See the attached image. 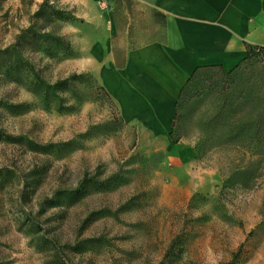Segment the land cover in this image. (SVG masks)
I'll use <instances>...</instances> for the list:
<instances>
[{
  "label": "rangeland",
  "instance_id": "obj_1",
  "mask_svg": "<svg viewBox=\"0 0 264 264\" xmlns=\"http://www.w3.org/2000/svg\"><path fill=\"white\" fill-rule=\"evenodd\" d=\"M42 1L0 0V48L29 26L61 36L68 52L21 51L46 82L72 79L55 98L0 69V264H264V50L192 80L170 133L191 154L169 157L80 53L92 6L119 52L159 38L163 18L139 0H46L60 15L35 17Z\"/></svg>",
  "mask_w": 264,
  "mask_h": 264
},
{
  "label": "crops",
  "instance_id": "obj_2",
  "mask_svg": "<svg viewBox=\"0 0 264 264\" xmlns=\"http://www.w3.org/2000/svg\"><path fill=\"white\" fill-rule=\"evenodd\" d=\"M95 1V0H87ZM163 18L162 35L123 52L114 50L115 25L93 6L87 11L85 70L106 92L121 120L169 157L189 156L170 139L181 88L199 66L232 70L248 46H264V0H139ZM89 20V21H88Z\"/></svg>",
  "mask_w": 264,
  "mask_h": 264
},
{
  "label": "trees",
  "instance_id": "obj_3",
  "mask_svg": "<svg viewBox=\"0 0 264 264\" xmlns=\"http://www.w3.org/2000/svg\"><path fill=\"white\" fill-rule=\"evenodd\" d=\"M46 6V8H45ZM45 8V9H44ZM51 12L55 15H60L59 11L54 9L52 4H48L46 0H43L42 3L39 5V8L34 13L35 17H40L42 14ZM42 40L44 42L53 43V47L56 49H60L63 52H68L70 50V43L63 37L52 34L50 32H40L33 26H29L26 28L22 33L17 36L16 42L11 44L8 47L0 48V69L4 72L9 71H19L22 70L27 72L31 77V82L39 89L43 90L47 95H51L55 98H59L57 94V88L63 84H67L68 81L72 78H67L64 80L56 81L55 83H48L46 82L37 72L33 64L25 57L21 51L22 46L27 41L29 42H36ZM264 50V46H248V56L245 58L254 57L257 52ZM244 59V60H245ZM223 69L220 66H199L197 67L190 77L186 80L185 84L181 88L180 97L186 92L189 88L192 80L199 76L202 72L209 70V69ZM74 76V75H73ZM103 89V88H102ZM106 93V92H105ZM107 95V94H106ZM108 96V95H107ZM28 143L33 144L31 139L26 140ZM45 147V145H39L34 147ZM38 149V148H37ZM78 189H73L70 191L71 197H76L78 195Z\"/></svg>",
  "mask_w": 264,
  "mask_h": 264
}]
</instances>
